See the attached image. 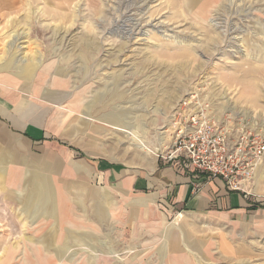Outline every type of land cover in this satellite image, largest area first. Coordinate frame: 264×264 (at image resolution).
<instances>
[{"label": "crops", "instance_id": "crops-1", "mask_svg": "<svg viewBox=\"0 0 264 264\" xmlns=\"http://www.w3.org/2000/svg\"><path fill=\"white\" fill-rule=\"evenodd\" d=\"M11 1L24 0H0V22L16 14ZM178 1L207 19L235 0ZM5 32L9 24H0V264H158L161 255L174 264V251L152 247L167 216L245 226L262 209L169 159L176 135L160 150L143 114L136 125L117 119L109 92L65 87Z\"/></svg>", "mask_w": 264, "mask_h": 264}, {"label": "rangeland", "instance_id": "rangeland-1", "mask_svg": "<svg viewBox=\"0 0 264 264\" xmlns=\"http://www.w3.org/2000/svg\"><path fill=\"white\" fill-rule=\"evenodd\" d=\"M186 2L11 1L17 12L0 24H9L4 35L23 41L33 62L45 60L67 80L65 87L106 90L113 115L127 117L129 126L143 114L160 150L200 105L235 132L264 139V3L235 0L203 19ZM12 25L33 31L21 34ZM249 195L262 208L249 224L170 215L152 247L174 251V264H264V161ZM157 260L164 264L165 257Z\"/></svg>", "mask_w": 264, "mask_h": 264}, {"label": "built area", "instance_id": "built-area-1", "mask_svg": "<svg viewBox=\"0 0 264 264\" xmlns=\"http://www.w3.org/2000/svg\"><path fill=\"white\" fill-rule=\"evenodd\" d=\"M179 125L168 158L181 159L208 180L219 179L230 191L249 195L264 161V139L251 130L235 132L209 114L206 105L188 112Z\"/></svg>", "mask_w": 264, "mask_h": 264}, {"label": "trees", "instance_id": "trees-1", "mask_svg": "<svg viewBox=\"0 0 264 264\" xmlns=\"http://www.w3.org/2000/svg\"><path fill=\"white\" fill-rule=\"evenodd\" d=\"M260 206H258L257 208H259ZM263 207H264V205H263Z\"/></svg>", "mask_w": 264, "mask_h": 264}, {"label": "bare ground", "instance_id": "bare-ground-1", "mask_svg": "<svg viewBox=\"0 0 264 264\" xmlns=\"http://www.w3.org/2000/svg\"><path fill=\"white\" fill-rule=\"evenodd\" d=\"M30 6V5H29ZM25 61V60H24ZM144 147V146H143Z\"/></svg>", "mask_w": 264, "mask_h": 264}]
</instances>
